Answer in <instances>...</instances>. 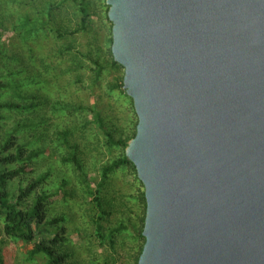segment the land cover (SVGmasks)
<instances>
[{
    "label": "water",
    "instance_id": "obj_1",
    "mask_svg": "<svg viewBox=\"0 0 264 264\" xmlns=\"http://www.w3.org/2000/svg\"><path fill=\"white\" fill-rule=\"evenodd\" d=\"M137 115L138 264H264V0H106Z\"/></svg>",
    "mask_w": 264,
    "mask_h": 264
},
{
    "label": "rangeland",
    "instance_id": "obj_2",
    "mask_svg": "<svg viewBox=\"0 0 264 264\" xmlns=\"http://www.w3.org/2000/svg\"><path fill=\"white\" fill-rule=\"evenodd\" d=\"M87 6L86 28L61 37L62 30L72 31L81 25L82 14L74 1L0 0L8 27L1 36L0 49L12 58L3 57L0 61V80H4L3 74L7 73L3 71V63L16 66L20 70L18 76L31 73L38 76L22 91L37 96L34 101L41 100L29 112L36 117L33 128L43 137L36 138L26 148L45 149L26 168L34 172L25 174L23 179L18 175L10 181V196L15 201L21 186L47 172L41 185L52 194L47 203V217L65 215L59 232L65 236L64 249L70 253L66 261L69 264H138L144 242L132 224L137 231L142 226L141 217L146 210V201L142 198L144 187L131 164L108 172L103 182V166L119 157L125 147L109 144L99 125L101 120L104 128L113 131L116 138L129 136L136 130L137 115L131 97L123 88H113L123 77L124 70L109 63L112 24L107 17L106 0H87ZM50 9L51 20L47 15ZM41 20L45 21L44 26L39 25ZM54 23L60 26L59 31ZM89 51L104 64L100 73H95V64L87 56ZM78 52L80 54L76 55ZM75 56L82 59V67H76ZM9 94L4 92L2 97ZM24 114L0 110V116H4L0 119V134L9 131L13 120ZM61 129H70L69 144L78 145L81 163L93 178L91 189H96V195L105 197L109 203L110 214L106 218L100 219L97 206L95 211L93 196L81 192L74 166L61 162L67 148L54 142V132ZM22 135V132L16 134V142H22L19 139ZM3 138L0 136V143ZM19 164L15 161L3 166L14 168ZM64 179L67 185H62ZM63 189L70 195L63 197ZM3 224L0 218V250L5 264L45 263L42 256L28 259L30 244L3 234Z\"/></svg>",
    "mask_w": 264,
    "mask_h": 264
},
{
    "label": "trees",
    "instance_id": "obj_3",
    "mask_svg": "<svg viewBox=\"0 0 264 264\" xmlns=\"http://www.w3.org/2000/svg\"><path fill=\"white\" fill-rule=\"evenodd\" d=\"M78 5V9L82 14L81 25L72 30H62L60 36L63 37L65 33L73 34L80 28H86V22L89 17L87 0H72ZM47 15L49 19H52V9L48 10ZM5 17L1 13L0 9V40L3 32L8 30V27L5 25ZM45 21L41 20L39 25L44 26ZM47 23V21H46ZM57 30L59 27L57 23ZM34 28H38L34 26ZM30 32V31H28ZM112 40V38H111ZM68 50V48H67ZM110 53V64L116 67H122L119 63L114 61L113 56ZM80 54L78 53H75ZM87 56L93 60L95 64L94 71L100 73L104 69V64L101 63L100 58L96 59V56H92V52H87ZM7 54L3 52V49H0V61L2 58L11 60V57L6 56ZM76 57V56H75ZM75 62L78 64L76 67H82L83 61L80 57L75 58ZM4 70L6 74H3L4 80H0V110L13 111L16 113H25L24 116L16 117L13 120V126L9 131H6L0 136H4L2 143H0V218L4 220L3 224V234L8 237L16 238L20 241L30 244V248L27 250V258L34 259L37 256H42L45 258L44 264H69L66 260L70 258V253L64 249L65 245V236H63L59 229L61 228L60 223L65 220L64 214H58L54 216L47 217V203L50 195L43 188L42 183L48 173L46 172L42 177H35L28 180V183L25 186L19 188V194L15 201L12 200L10 196L9 183L16 176H20L22 179L27 173L34 172L33 169L27 170V166L33 162L34 159L39 157L45 149L43 148H26V145L34 141L36 138H42L43 134L39 133L35 126V119L33 113L29 112L30 110L38 106L41 103V100L38 97L31 93H24L22 91L23 87L30 85L34 82L38 76L34 73L27 74L23 77L18 76V68L16 66H8L3 63ZM123 68V67H122ZM113 84V88H122L123 77L119 78ZM4 92H10L9 97L3 98ZM64 108V107H63ZM4 117V116H3ZM0 116V119L3 118ZM99 125L104 129V134L106 136L107 142L109 144H120L124 147L127 146L128 141L135 135L136 130L129 136L122 137L119 135L118 138L114 135V132L104 128V124L100 120ZM22 132L23 135L20 136V141L16 142V134ZM16 133V134H15ZM70 129H61L54 132L55 140L59 145H64L67 148V152L61 156V162L71 163L74 166L76 174V179L78 184L82 189V193L87 196H93L92 200L94 201V208L96 211V206L101 213L100 219L106 218L110 213L107 210L109 203L106 201L105 197L96 195V189H91V182L93 180L92 176H89V173L85 171L81 160L79 158V148L77 144H69V135ZM13 148L11 152H8L5 156L2 155L3 152L8 151ZM19 162L18 167H4L3 164L11 162ZM124 164H131V161L125 156L123 151L119 157L113 159L108 165L103 166V182L108 177V172L113 171L116 167H119ZM135 169V167H134ZM136 171V170H135ZM67 180H62V185H67ZM102 182V183H103ZM103 186V184L101 185ZM63 197H67L70 194L67 190H61ZM142 198L145 201L144 192ZM146 204V202H145ZM144 216L141 217L142 226L136 229V226L132 224V227L139 237L143 238L142 229L144 224ZM95 221V220H94ZM140 249V253L142 251ZM0 264H5V259L2 251L0 250Z\"/></svg>",
    "mask_w": 264,
    "mask_h": 264
}]
</instances>
